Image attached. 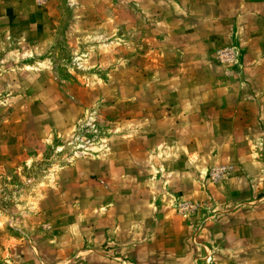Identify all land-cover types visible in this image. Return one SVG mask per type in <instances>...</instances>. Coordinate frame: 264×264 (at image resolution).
Segmentation results:
<instances>
[{"label":"rangeland","instance_id":"rangeland-1","mask_svg":"<svg viewBox=\"0 0 264 264\" xmlns=\"http://www.w3.org/2000/svg\"><path fill=\"white\" fill-rule=\"evenodd\" d=\"M0 264H264V0H0Z\"/></svg>","mask_w":264,"mask_h":264}]
</instances>
